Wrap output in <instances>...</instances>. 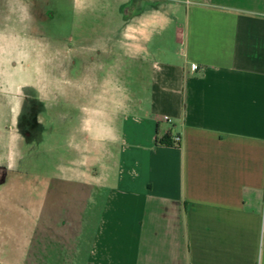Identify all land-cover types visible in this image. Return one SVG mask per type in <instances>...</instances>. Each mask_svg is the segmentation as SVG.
I'll return each instance as SVG.
<instances>
[{
    "label": "crops",
    "instance_id": "1",
    "mask_svg": "<svg viewBox=\"0 0 264 264\" xmlns=\"http://www.w3.org/2000/svg\"><path fill=\"white\" fill-rule=\"evenodd\" d=\"M127 3L116 40L74 55L88 86L56 91L70 94L77 120L62 126L69 150L54 179L44 175L55 183L40 191L37 217L23 206L14 255L264 264V0ZM132 71L133 93L105 82Z\"/></svg>",
    "mask_w": 264,
    "mask_h": 264
},
{
    "label": "rangeland",
    "instance_id": "2",
    "mask_svg": "<svg viewBox=\"0 0 264 264\" xmlns=\"http://www.w3.org/2000/svg\"><path fill=\"white\" fill-rule=\"evenodd\" d=\"M123 1L0 0V264H21L14 253L21 251L28 217L23 206L30 202V215L37 217L40 191L55 183L44 175L54 179L61 148L69 150L62 126L77 120L78 111L70 94L56 91L88 86L76 75L74 55L90 56L92 46L118 38L126 21ZM140 1L147 0H127L126 7ZM102 77L99 73L96 86L102 87ZM135 78L132 71L126 81L116 74L105 82L117 93H133Z\"/></svg>",
    "mask_w": 264,
    "mask_h": 264
},
{
    "label": "flooded vegetation",
    "instance_id": "3",
    "mask_svg": "<svg viewBox=\"0 0 264 264\" xmlns=\"http://www.w3.org/2000/svg\"><path fill=\"white\" fill-rule=\"evenodd\" d=\"M136 16H132V17H130V20L132 21L134 18H135ZM74 64L75 62L73 61V62H70V64L68 65V67L70 68V67H72V64ZM29 137V133H28V131L26 132V134H24V139H26V137ZM0 176H4V173H1V175ZM1 183V182H0Z\"/></svg>",
    "mask_w": 264,
    "mask_h": 264
},
{
    "label": "built area",
    "instance_id": "4",
    "mask_svg": "<svg viewBox=\"0 0 264 264\" xmlns=\"http://www.w3.org/2000/svg\"><path fill=\"white\" fill-rule=\"evenodd\" d=\"M198 69L197 65H191V71H196ZM163 120L168 121L167 117H163ZM176 143H178L177 141H175Z\"/></svg>",
    "mask_w": 264,
    "mask_h": 264
},
{
    "label": "trees",
    "instance_id": "5",
    "mask_svg": "<svg viewBox=\"0 0 264 264\" xmlns=\"http://www.w3.org/2000/svg\"><path fill=\"white\" fill-rule=\"evenodd\" d=\"M166 143V142H165ZM165 143H163V144H165ZM167 145H169L170 143H166ZM172 145V144H171ZM178 145V144H177Z\"/></svg>",
    "mask_w": 264,
    "mask_h": 264
}]
</instances>
